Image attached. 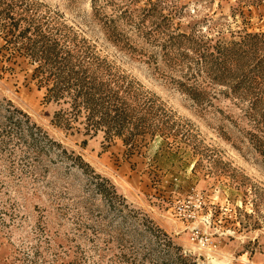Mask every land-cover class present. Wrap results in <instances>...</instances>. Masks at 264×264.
<instances>
[{
    "label": "rangeland",
    "instance_id": "1",
    "mask_svg": "<svg viewBox=\"0 0 264 264\" xmlns=\"http://www.w3.org/2000/svg\"><path fill=\"white\" fill-rule=\"evenodd\" d=\"M9 8L134 125L90 128ZM211 257L264 264V0H0V264Z\"/></svg>",
    "mask_w": 264,
    "mask_h": 264
},
{
    "label": "trees",
    "instance_id": "2",
    "mask_svg": "<svg viewBox=\"0 0 264 264\" xmlns=\"http://www.w3.org/2000/svg\"><path fill=\"white\" fill-rule=\"evenodd\" d=\"M10 8L6 14V17L12 21L11 26L13 28L10 31L15 36L21 22L29 24L24 32L22 31L19 36H16V39L19 37L28 39L26 44L36 51L34 56L39 58L42 64L41 68L47 70L50 73V78L54 79L56 91L64 93L70 89V85L77 87L79 94L74 99L73 111L80 112L81 106H83L89 113L90 128L93 129L99 125V122L94 118L97 113H100L101 121H111L116 129H122L129 124L134 125V116L127 114L125 109L120 106L122 98L118 102L116 101L118 97L114 96L111 89H103V85H96L94 76L88 75L86 63L83 65L81 64L82 61L73 62L71 51L62 46L60 40L53 38V36L44 35L41 27L34 25L35 18L33 20L29 18L30 15L27 10L14 14ZM30 32H34L33 35L37 38L36 44H32L33 38L28 36ZM36 48L37 50H35ZM131 135L134 134L131 133Z\"/></svg>",
    "mask_w": 264,
    "mask_h": 264
},
{
    "label": "built area",
    "instance_id": "3",
    "mask_svg": "<svg viewBox=\"0 0 264 264\" xmlns=\"http://www.w3.org/2000/svg\"><path fill=\"white\" fill-rule=\"evenodd\" d=\"M178 215L185 220H193L197 216V210L191 203L183 204L177 208Z\"/></svg>",
    "mask_w": 264,
    "mask_h": 264
},
{
    "label": "bare ground",
    "instance_id": "4",
    "mask_svg": "<svg viewBox=\"0 0 264 264\" xmlns=\"http://www.w3.org/2000/svg\"><path fill=\"white\" fill-rule=\"evenodd\" d=\"M212 259V264H229L230 260L229 258H225L224 260H220L215 257H211Z\"/></svg>",
    "mask_w": 264,
    "mask_h": 264
}]
</instances>
